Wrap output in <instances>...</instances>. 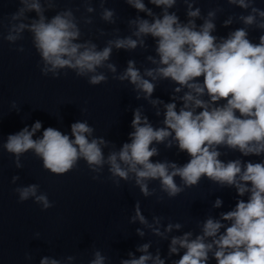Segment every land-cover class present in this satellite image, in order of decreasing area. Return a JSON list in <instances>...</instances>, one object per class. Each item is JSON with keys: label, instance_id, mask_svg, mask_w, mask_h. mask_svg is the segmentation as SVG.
<instances>
[{"label": "clouds", "instance_id": "9594fccd", "mask_svg": "<svg viewBox=\"0 0 264 264\" xmlns=\"http://www.w3.org/2000/svg\"><path fill=\"white\" fill-rule=\"evenodd\" d=\"M106 2L99 0L100 19L114 25L116 11L105 7ZM182 2L186 6L183 21L177 11H172L178 0H147V4L145 0H124L151 19L140 15L129 19L130 34L121 36L120 29L116 28L117 35L107 39L100 48L92 39H82L81 21L92 25L91 16L78 19L71 8H66L48 17L46 12L55 9L56 0H18L20 6L8 18L3 39L16 44L25 32L30 33L43 76L51 74L56 79L62 70H71L76 77L87 78L89 85L97 86L107 83L106 72L111 73L112 79L131 84L136 99L147 100L156 108L157 116L161 115L160 106H163V126H153L142 108H136L129 141L117 148L103 137L94 136L95 129L86 120L71 124V136L47 127L40 138L34 139L42 128L41 121L37 120L31 128L25 126L9 134L2 147L14 157L17 168L23 167L21 157L29 151L54 175L72 171L81 160L95 173L93 180H99L107 168L109 178L117 187L121 181L133 182L144 197L156 194V189L149 187L151 181H158L159 190L168 198L198 186L202 178L220 187H234L238 196L248 194L247 200H238L233 210L221 213L220 220L207 218L201 225V233L194 238L192 232L172 237L169 253L185 250L173 264H208L210 253L216 264H264V160L254 163L220 159L224 154L221 148L238 151L244 157H264V9L256 6L257 0H227L228 5L245 10L247 15L241 13L225 19L223 27H229L234 20L244 25L225 37L214 35L217 13L223 9H211L202 15L201 9L194 7L196 0ZM82 3L86 13L96 11L91 0H82ZM148 4L161 11L154 12ZM33 12L35 18L28 15ZM198 20L202 23L197 24ZM4 26L0 20V27ZM253 26L261 30L258 42L249 38L248 29ZM98 32L99 36L107 35L103 29ZM148 37L154 41L155 55L146 56V60L153 67H144L141 71L136 61L129 59L124 70L118 72L116 63L111 62L113 50L146 51ZM24 50L22 45L16 49ZM161 81L174 85L171 102L153 98ZM181 92L183 95H175ZM177 101H180L179 108ZM11 107H17L15 101ZM160 144L169 149L176 146L190 159L182 166L168 160L154 162L152 158L160 155L157 147ZM105 149H109L107 154ZM176 177L180 178V184ZM17 179L14 176L13 183ZM38 189L39 185L31 184L14 191L20 202L34 198L42 211L52 208L47 194H38ZM222 203L218 198L213 207L219 208ZM134 212L130 223L139 221L158 236L182 227L180 223H168L162 232L155 226L160 225L161 217L154 216L150 224L141 212L139 201ZM222 221L230 224L225 227ZM136 231L144 235L142 229ZM149 247L147 243L140 245L137 251L144 254L134 258L129 252L133 258L123 259L120 264H147L149 260L153 264H165L159 253L153 257L148 252ZM93 256L88 264H105L107 258L99 250ZM67 259L71 261L74 257ZM40 264L61 262L45 256Z\"/></svg>", "mask_w": 264, "mask_h": 264}]
</instances>
